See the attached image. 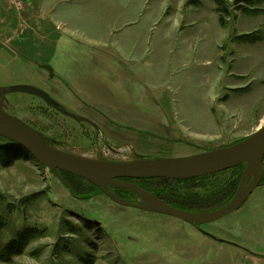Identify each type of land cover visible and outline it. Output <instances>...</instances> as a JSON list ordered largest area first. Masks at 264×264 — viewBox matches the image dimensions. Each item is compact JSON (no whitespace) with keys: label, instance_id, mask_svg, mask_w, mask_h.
<instances>
[{"label":"rangeland","instance_id":"rangeland-1","mask_svg":"<svg viewBox=\"0 0 264 264\" xmlns=\"http://www.w3.org/2000/svg\"><path fill=\"white\" fill-rule=\"evenodd\" d=\"M225 1L221 26L212 0H0V86H34L100 133L94 148L82 125L26 93L7 94L3 109L49 146L94 160L180 157L242 140L264 123V1ZM238 175L231 168L177 194L219 204ZM69 179L74 196L32 157L0 164V264H264V158L243 206L199 227ZM28 230L22 253L7 258Z\"/></svg>","mask_w":264,"mask_h":264},{"label":"water","instance_id":"water-1","mask_svg":"<svg viewBox=\"0 0 264 264\" xmlns=\"http://www.w3.org/2000/svg\"><path fill=\"white\" fill-rule=\"evenodd\" d=\"M45 68L53 74L49 66ZM21 92L44 100L45 103L65 116H75L63 110L44 91L31 85L0 86V137L24 148L39 164L47 167L67 187L68 182L60 172L80 177L101 188L114 203L170 216L199 227L214 222L239 209L261 182L264 158V123L249 136L231 145L200 153L166 158L139 159L129 162L94 160L59 151L47 143V138L19 118L6 113L3 102L7 94ZM243 164L244 168L233 197L224 206L203 212H191L175 208L154 194L139 187L135 182L122 180L139 178H167L186 180L219 173ZM110 187L128 189L138 195L142 202L117 196ZM211 238L213 236L207 234ZM218 241H221L218 239Z\"/></svg>","mask_w":264,"mask_h":264},{"label":"trees","instance_id":"trees-1","mask_svg":"<svg viewBox=\"0 0 264 264\" xmlns=\"http://www.w3.org/2000/svg\"><path fill=\"white\" fill-rule=\"evenodd\" d=\"M212 1L216 5V11L219 14V23L221 26H224L225 25L224 18L229 15L228 3L225 0H212ZM238 1L251 3V0H238ZM259 1H264V0H259ZM190 2L196 3L197 0H190ZM242 8H243L242 6H239V9H242ZM240 39L252 43L255 41L256 38H254L252 34H243L242 36H240ZM0 140H1L0 141V164L4 166H10L12 162L16 159H21V158L27 159L31 157L29 153L24 148L19 146L18 144L13 143L3 137H0ZM236 168L239 171V175L237 178V183H238L240 175L244 168V165L241 164L239 166L234 167V169ZM60 174L68 182L72 190L73 188L70 184L69 177H76V176L71 175L66 172H62V171L60 172ZM211 175H208V176L211 177ZM208 176L190 178L186 180H172V179H167V178H139V179H128V180L135 182L139 187L153 193L155 196L164 200L166 203H168L169 205L175 208L186 210V211H191V212H203V211L214 210V209L224 206L225 204L229 202V200L233 197L232 195L234 194H231L228 198L225 199V196L227 193L225 194V192H223L224 197H222L221 202L217 204L219 200L217 199L218 197L216 196L206 198L204 196H197L196 194L188 193L187 191H184L183 195H178L176 186H178V189L186 190L193 185L203 182L204 179L205 178L207 179ZM142 180L153 181V183L150 185H145L140 182ZM113 192L117 196H120L126 199V197L122 193L117 191L116 189H113ZM219 197H221V195ZM212 205H217V206L210 208ZM0 228H1V223H0ZM33 234L34 232L30 230L25 231L23 234H21L20 237L14 243L6 247L5 249L6 257L8 258L14 255L21 254L24 247L26 246L28 242V238L33 236Z\"/></svg>","mask_w":264,"mask_h":264},{"label":"flooded vegetation","instance_id":"flooded-vegetation-1","mask_svg":"<svg viewBox=\"0 0 264 264\" xmlns=\"http://www.w3.org/2000/svg\"><path fill=\"white\" fill-rule=\"evenodd\" d=\"M58 105V104H57ZM59 106V105H58ZM50 107V106H49ZM61 107V106H60ZM52 108V107H50ZM62 108V107H61ZM63 109V108H62ZM53 111H55L57 114H60V115H63L62 113H60L59 111H57L56 109L52 108ZM64 110V109H63ZM66 111V110H65ZM74 115V114H73ZM65 116V115H63ZM75 116V119L73 118H70L68 116H65V117H68L69 119H71L72 121L82 125L81 126V130H83L82 132H87L86 135H87V141L90 142L94 148H95V145H96V141H97V137L99 135L100 132L99 129L97 128V126L95 125V122L90 120L88 117L84 116L83 117H78L76 115ZM86 124V125H85ZM90 126V128L92 129V133L90 134L89 130H87L85 127L86 126ZM47 138V143L50 142V144L53 143V141L51 140V138H48L47 136H45ZM85 139V138H84ZM94 153H95V150H94ZM122 180H126V181H130L126 178L122 179ZM132 182V181H131ZM98 187V186H97ZM99 189H101L100 187H98ZM113 189L115 188H112L110 187V190L113 192ZM119 189V188H118ZM117 189V190H118ZM145 190V189H144ZM102 191V190H101ZM147 191V190H146ZM103 192V191H102ZM149 192V191H148ZM73 195V193H72ZM74 196V195H73ZM77 197V196H76ZM120 197V196H119ZM136 202V201H135ZM202 233H204L202 230H200ZM206 233V232H205Z\"/></svg>","mask_w":264,"mask_h":264}]
</instances>
